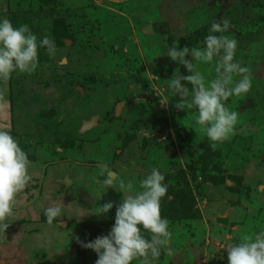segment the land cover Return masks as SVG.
Segmentation results:
<instances>
[{
    "label": "rangeland",
    "instance_id": "obj_1",
    "mask_svg": "<svg viewBox=\"0 0 264 264\" xmlns=\"http://www.w3.org/2000/svg\"><path fill=\"white\" fill-rule=\"evenodd\" d=\"M3 18L28 25L38 41L52 37L57 54L40 48L34 73L0 80V129L31 161L0 233V264H96L77 238L87 243L114 224L123 194L96 183L105 166L137 190L153 167L165 176L171 239L152 264H228L227 248L264 233V0H0ZM216 20L230 22L223 35L237 39L235 60L252 87L226 102L238 121L213 148L198 112L175 107L171 80L177 69L190 73L167 51L203 48ZM217 62L193 61L207 82ZM107 202L113 209L94 214ZM52 206L63 213L49 225Z\"/></svg>",
    "mask_w": 264,
    "mask_h": 264
},
{
    "label": "clouds",
    "instance_id": "obj_2",
    "mask_svg": "<svg viewBox=\"0 0 264 264\" xmlns=\"http://www.w3.org/2000/svg\"><path fill=\"white\" fill-rule=\"evenodd\" d=\"M229 31L228 20H216L211 24L203 48L185 46L178 49L174 44L167 51L171 61L190 73L181 76L177 69L175 78L171 80V95L180 98L175 107L198 112L196 123L206 130L213 148L231 139L238 121V113L229 111L226 102L232 96L247 94L252 87L249 69L235 60L237 39L223 35ZM40 48L46 49L50 57L57 54V45L52 37L45 36L38 41L28 25L16 27L10 20L0 19V80H8L17 72L34 73L39 64ZM214 60L218 61L215 68L217 78L207 82L193 61L207 65ZM234 75L240 79L234 81ZM186 84L191 85V89ZM30 164L18 140L10 131L0 129V233H6L10 226L9 218L14 215L16 197L31 180ZM100 175L104 179L96 183L102 185L104 192L118 185V192L123 194L122 201L116 206L115 221L107 235L87 243L77 238L78 242L81 247L96 253V264H132L134 260L152 264L159 259L161 249L171 239L169 222L161 216V201L166 198L169 188L165 176L159 168L153 167L137 190L133 181L118 177L107 166L102 168ZM113 207L112 202L104 203L94 214L99 217ZM62 213L60 206L45 209L46 222L52 225ZM144 231L150 233V238H146ZM226 250L228 264H264V233L255 238L246 236L242 242Z\"/></svg>",
    "mask_w": 264,
    "mask_h": 264
},
{
    "label": "water",
    "instance_id": "obj_3",
    "mask_svg": "<svg viewBox=\"0 0 264 264\" xmlns=\"http://www.w3.org/2000/svg\"><path fill=\"white\" fill-rule=\"evenodd\" d=\"M143 33L145 34V35H152L153 34V29H152V27L149 25L147 28H145V29H143ZM66 185V187H68V185H69V183L67 182V183H65ZM93 205V202L92 201H90L89 203H87V206L88 207H91Z\"/></svg>",
    "mask_w": 264,
    "mask_h": 264
},
{
    "label": "trees",
    "instance_id": "obj_4",
    "mask_svg": "<svg viewBox=\"0 0 264 264\" xmlns=\"http://www.w3.org/2000/svg\"><path fill=\"white\" fill-rule=\"evenodd\" d=\"M216 35H217V34H216ZM118 52H119V50H118L116 53H118ZM182 199L184 200V197H182ZM183 200L176 201V203H175L176 206L173 205V206H172V210L175 211V212H177L181 206H184V205H183Z\"/></svg>",
    "mask_w": 264,
    "mask_h": 264
}]
</instances>
